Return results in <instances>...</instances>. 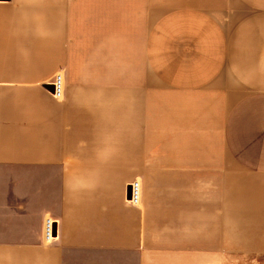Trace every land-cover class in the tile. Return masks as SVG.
Masks as SVG:
<instances>
[{
    "label": "crops",
    "instance_id": "0c3cea01",
    "mask_svg": "<svg viewBox=\"0 0 264 264\" xmlns=\"http://www.w3.org/2000/svg\"><path fill=\"white\" fill-rule=\"evenodd\" d=\"M0 264H264V0H0Z\"/></svg>",
    "mask_w": 264,
    "mask_h": 264
},
{
    "label": "built area",
    "instance_id": "2783aa9c",
    "mask_svg": "<svg viewBox=\"0 0 264 264\" xmlns=\"http://www.w3.org/2000/svg\"><path fill=\"white\" fill-rule=\"evenodd\" d=\"M51 86L53 88L52 90L53 98L56 100L62 99L64 93V81L62 74L60 72L54 76ZM129 185H130V196L128 197L127 201L131 205L136 206L139 204L140 201L141 185L138 180L132 181ZM54 238H55V222L51 217L45 216L43 220V240L46 243H50Z\"/></svg>",
    "mask_w": 264,
    "mask_h": 264
},
{
    "label": "water",
    "instance_id": "95a60500",
    "mask_svg": "<svg viewBox=\"0 0 264 264\" xmlns=\"http://www.w3.org/2000/svg\"><path fill=\"white\" fill-rule=\"evenodd\" d=\"M46 89H48V90L51 91V92H52V90H53V88H52L51 85H47V86H46ZM129 196H130V185H128V188H127V197H129Z\"/></svg>",
    "mask_w": 264,
    "mask_h": 264
}]
</instances>
